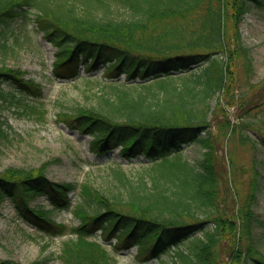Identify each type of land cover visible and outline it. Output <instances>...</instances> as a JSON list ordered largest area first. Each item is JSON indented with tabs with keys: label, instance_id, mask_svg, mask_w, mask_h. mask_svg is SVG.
Masks as SVG:
<instances>
[{
	"label": "trees",
	"instance_id": "1",
	"mask_svg": "<svg viewBox=\"0 0 264 264\" xmlns=\"http://www.w3.org/2000/svg\"><path fill=\"white\" fill-rule=\"evenodd\" d=\"M262 1L0 0L1 49L12 25L34 10L36 29L55 50L53 78L93 81L100 91L98 107L63 111L59 120L90 136L96 155L117 152L126 161L148 162L136 178L114 168L118 194L53 181L43 170H6L0 207L10 202L37 231L68 236L62 264H120L108 246L136 248V264L167 254L173 264H264L252 236L256 225H264L254 210L257 183L245 198L235 186L232 195L235 162H226L207 132L212 101L231 92L233 60L242 59L252 71L241 26L252 4ZM43 89L24 71L0 67V105L16 95L41 97ZM254 102L252 110H264V92ZM253 116L247 110L238 126L227 119L220 129L238 133L242 142L255 132L264 146V120ZM192 144L204 148L195 160L183 152ZM78 187L80 201L73 206ZM38 197L51 209L31 207ZM53 211H72L78 222H58Z\"/></svg>",
	"mask_w": 264,
	"mask_h": 264
},
{
	"label": "rangeland",
	"instance_id": "2",
	"mask_svg": "<svg viewBox=\"0 0 264 264\" xmlns=\"http://www.w3.org/2000/svg\"><path fill=\"white\" fill-rule=\"evenodd\" d=\"M241 32L249 50L252 71L248 74L242 59L233 60L230 66L233 72L231 92L220 93L212 101L207 132L215 144L224 150L222 153L226 162L229 158L235 162L234 174L229 177L232 195L235 194V186L239 198H245L250 193L253 181H256L254 210L264 224V146L255 132H250L254 141L242 142L238 133L231 136L227 129H220L227 119L238 126L247 110L252 111L253 117L257 116V121L264 120V110L259 106L252 110L256 104L254 100L264 92V88L257 86L264 85V0L262 5L252 4ZM54 51L36 29L34 10L28 11L12 25L8 45L4 50L0 48V67L5 65L20 69L25 72L26 79L35 80L44 88L41 97L16 95L13 102L0 105V174L10 169L43 170L46 177L53 181L79 186L88 183L102 192L118 194L119 181L113 174L114 168L120 165L125 173L136 178L148 162L143 157L126 161L117 152L108 156L96 155L90 151V136L67 128L59 120L58 114L63 111L77 107H98L101 96L93 81H62L53 78ZM3 87L7 91L10 89L9 84ZM232 95L234 97L228 101ZM228 150L230 156L227 155ZM203 151L201 144H192L183 150L190 160L197 159ZM79 190L78 187L71 194L73 206L80 201ZM37 204L51 209L43 197L30 202L31 207ZM51 216L58 222L70 225L78 222L72 211H53ZM252 236L258 250L264 255V225H256ZM67 238L50 237L37 231L21 219L10 202L0 207L2 262L62 264L59 256L62 243ZM108 249L120 264H136V248L118 250L108 246ZM173 261V254H167L147 264H173Z\"/></svg>",
	"mask_w": 264,
	"mask_h": 264
}]
</instances>
